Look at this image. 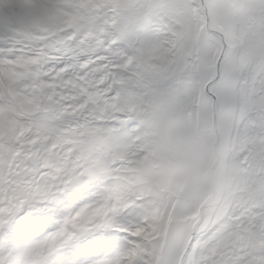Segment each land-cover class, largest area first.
Wrapping results in <instances>:
<instances>
[{"label":"snow or ice","instance_id":"snow-or-ice-1","mask_svg":"<svg viewBox=\"0 0 264 264\" xmlns=\"http://www.w3.org/2000/svg\"><path fill=\"white\" fill-rule=\"evenodd\" d=\"M147 102L264 180V0H0V264H264V197L217 219L87 175L85 134Z\"/></svg>","mask_w":264,"mask_h":264},{"label":"rangeland","instance_id":"rangeland-1","mask_svg":"<svg viewBox=\"0 0 264 264\" xmlns=\"http://www.w3.org/2000/svg\"><path fill=\"white\" fill-rule=\"evenodd\" d=\"M214 140L193 121L178 118L163 102H147V115L138 127L85 134L76 159L99 183L110 178L114 164H122L127 183L151 204L163 206L180 198L200 209L211 198L207 174L215 161ZM216 151L215 198L203 212L219 219V208L232 201L264 197V180L250 181L231 141L218 138Z\"/></svg>","mask_w":264,"mask_h":264},{"label":"water","instance_id":"water-1","mask_svg":"<svg viewBox=\"0 0 264 264\" xmlns=\"http://www.w3.org/2000/svg\"><path fill=\"white\" fill-rule=\"evenodd\" d=\"M217 143H218V138L215 137L214 144H213V151H214V155H215V161H214V164L212 165V167L209 169L208 174H207L208 179L210 180V182L212 184L211 198H210V200H209V202L207 204H204L203 206L200 207V210L202 212H203L204 208L209 207V206H211L213 204V201H214V198H215V187H214V180H213V177H212V168L216 164L217 159H218V154H217V151H216Z\"/></svg>","mask_w":264,"mask_h":264}]
</instances>
